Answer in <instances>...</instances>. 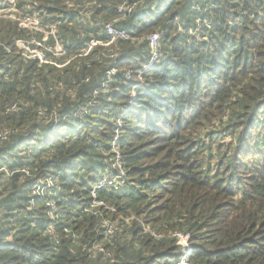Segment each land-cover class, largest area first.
Wrapping results in <instances>:
<instances>
[{
	"label": "trees",
	"instance_id": "obj_1",
	"mask_svg": "<svg viewBox=\"0 0 264 264\" xmlns=\"http://www.w3.org/2000/svg\"><path fill=\"white\" fill-rule=\"evenodd\" d=\"M68 1L9 11L60 21L61 67L23 57L31 32L0 16V264H174L177 234L190 264H264V0H85L94 22ZM114 19L130 39L96 24ZM154 32L165 59L145 69Z\"/></svg>",
	"mask_w": 264,
	"mask_h": 264
},
{
	"label": "built area",
	"instance_id": "obj_2",
	"mask_svg": "<svg viewBox=\"0 0 264 264\" xmlns=\"http://www.w3.org/2000/svg\"><path fill=\"white\" fill-rule=\"evenodd\" d=\"M142 3L144 0H140ZM9 6L8 10H10L12 7L16 5L17 0H8ZM137 0H122L121 4L118 7V12L123 14H131L135 11V9L139 6V3H141ZM69 7L73 8L77 11V18H79L81 21H89L91 20L94 22L93 15H94V5L92 2H83L79 3L76 0H70L68 1ZM10 19H13L19 23V26L22 29L28 30L31 32L30 38L26 39H19L16 41V46L18 47L19 52L29 60H37L41 64H53L58 67H61L64 65V63L57 62L54 58H61L66 56V49L63 44H61L56 39V32H57V26L60 23L58 21L56 24H54L49 30L45 29L42 26V20L40 17V14L38 11H33L27 15L24 16H15V15H9ZM116 22V19L110 20L106 23H102L101 21L96 22L97 26L100 27V29L103 32H106L107 34L112 36L111 41H114L115 39L121 38V39H130V35L125 30L117 29L114 25ZM198 23H200L198 21ZM201 28V24H198L196 29L193 30V33L196 34L197 31H199ZM180 30H182V26L179 27ZM42 34L41 38H38L36 34ZM161 32H154L147 36V39L149 41L150 49H151V55L149 58V61L147 65L145 66V69H148L151 67L154 63L158 62L161 59H165V55L161 50ZM50 36H54L56 43L55 45H51L48 43V38ZM83 36V34H82ZM97 44L101 45H107L106 43H103L101 41H97L95 38H92L87 42V48L83 55H87L89 51ZM115 73V70L109 71L108 75L111 77ZM12 110L16 109V106L13 105L11 107ZM10 110V109H9ZM42 113V112H40ZM8 135V130L0 131V139H5ZM34 144H36L35 139H31L29 141L30 147H32ZM119 156V154H118ZM120 170L122 171L121 166L119 165ZM26 171V170H23ZM28 172V171H26ZM123 173V172H122ZM117 176V175H116ZM114 176L113 178H103L98 185L94 187L93 190H91V194L95 197L96 196V188L101 187L105 184H116L117 177ZM50 186H54V183L50 181ZM44 188L42 187V183L39 181H36L32 184V195L38 196L39 194L43 193ZM34 200V199H33ZM32 200V201H33ZM47 205L50 207L52 211L56 210V203L54 200H49L47 202ZM100 205H105L103 201L95 200L92 207H98ZM98 213V210L95 211V214ZM111 228V227H110ZM113 230L112 228L110 229ZM179 237V243L183 246L181 250V257L174 263V264H190L189 262V255L191 251V245L188 242L189 235H181L177 234Z\"/></svg>",
	"mask_w": 264,
	"mask_h": 264
},
{
	"label": "rangeland",
	"instance_id": "obj_3",
	"mask_svg": "<svg viewBox=\"0 0 264 264\" xmlns=\"http://www.w3.org/2000/svg\"><path fill=\"white\" fill-rule=\"evenodd\" d=\"M85 1V0H84ZM86 2V1H85ZM9 11L10 10H8V7L6 8V9H4L3 11H0V16H6V17H8V15H10V13H9ZM164 59H161V60H159L158 62H160V61H163ZM229 140V138L227 137V136H225V138H224V140H223V142L225 143L226 141H228ZM118 156V155H117ZM117 160H118V158H117ZM121 173L123 172V171H120ZM122 174H119V175H117L116 177V179H119L120 178V176H121Z\"/></svg>",
	"mask_w": 264,
	"mask_h": 264
}]
</instances>
